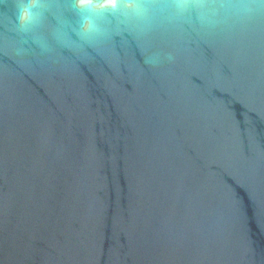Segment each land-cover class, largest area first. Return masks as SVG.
Listing matches in <instances>:
<instances>
[{
	"label": "water",
	"instance_id": "water-1",
	"mask_svg": "<svg viewBox=\"0 0 264 264\" xmlns=\"http://www.w3.org/2000/svg\"><path fill=\"white\" fill-rule=\"evenodd\" d=\"M56 2L0 3V264H264V0L79 48Z\"/></svg>",
	"mask_w": 264,
	"mask_h": 264
},
{
	"label": "clouds",
	"instance_id": "clouds-1",
	"mask_svg": "<svg viewBox=\"0 0 264 264\" xmlns=\"http://www.w3.org/2000/svg\"><path fill=\"white\" fill-rule=\"evenodd\" d=\"M53 6L60 7L56 0H12L9 23L18 33H33ZM73 7L78 16L77 24L69 25L57 16L60 26L55 31L61 43L73 48L99 43L112 31L117 34L122 29L144 32L158 20H183L193 12L202 24H211L221 12L250 11L228 0H75Z\"/></svg>",
	"mask_w": 264,
	"mask_h": 264
}]
</instances>
